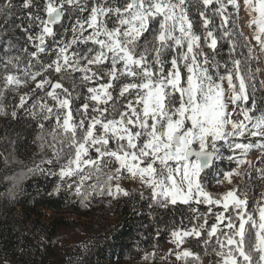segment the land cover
Wrapping results in <instances>:
<instances>
[{
	"label": "snow or ice",
	"instance_id": "6c2138e0",
	"mask_svg": "<svg viewBox=\"0 0 264 264\" xmlns=\"http://www.w3.org/2000/svg\"><path fill=\"white\" fill-rule=\"evenodd\" d=\"M21 6L33 9L19 17L26 25L11 21L13 0H0V17L25 36L19 48L10 39L5 54H17L0 61V115L25 112L52 156L5 176L8 198L36 174L57 178L50 196L65 190L84 207L96 197L111 198L109 205L129 197L122 184L137 182L149 192V208L183 206L168 229L177 261L264 264V194L249 195L253 172L264 183V167L250 158L258 151L264 164V0ZM9 93L18 95L10 113ZM225 160L235 167L222 170ZM225 183L232 187L223 193L209 190ZM188 238L202 242V253L183 247Z\"/></svg>",
	"mask_w": 264,
	"mask_h": 264
},
{
	"label": "trees",
	"instance_id": "16d2710c",
	"mask_svg": "<svg viewBox=\"0 0 264 264\" xmlns=\"http://www.w3.org/2000/svg\"><path fill=\"white\" fill-rule=\"evenodd\" d=\"M22 2L13 0L16 7L11 21L17 25H26V19L21 21L19 17H26L33 10H24ZM9 31L12 36L6 35ZM10 39L19 40L16 44L19 48L25 36L12 22L5 23L4 17H0V61L17 54L15 49L5 54ZM26 46L29 51L34 50L31 45ZM27 90L22 88L21 93ZM3 103L10 113L14 103H18V95L14 100L13 94H6ZM39 134L36 122L21 110L16 119L0 115V153L3 154L0 155V264H170L171 255L167 256L166 251L170 240L168 229L174 218L179 224L183 206L149 208L148 190L124 187L131 196L112 200L110 205L111 198L96 197L89 207H84L65 190L50 196L57 178L36 174L24 181L23 191L15 200L8 198L6 191L10 183L5 176L26 171L52 156L47 147L41 149ZM4 156L10 160L14 156L15 162L6 167ZM251 185L252 194L255 185ZM140 191L144 192V199H140ZM213 222L214 218H210L209 225ZM184 224L190 226L187 220ZM184 247L203 251L202 242L196 238H188ZM152 252L156 253L155 259H144L146 253Z\"/></svg>",
	"mask_w": 264,
	"mask_h": 264
},
{
	"label": "rangeland",
	"instance_id": "374dc122",
	"mask_svg": "<svg viewBox=\"0 0 264 264\" xmlns=\"http://www.w3.org/2000/svg\"><path fill=\"white\" fill-rule=\"evenodd\" d=\"M244 31H245V34L248 33V29L245 27L244 28ZM262 79H264V76L261 77ZM228 153H226L227 155ZM260 155V153L258 151H253L252 153H250V158L254 161V163L256 164V167H264V164H261L260 161L257 159V157ZM232 167H235L234 164L230 165L228 163V161H223L222 163H220V168L222 170H230V168ZM211 179V177H210ZM214 183V181H213ZM240 181H239V178H236L234 177L233 178V185H236V184H239ZM251 183H254V191L251 193H249L250 197H254L256 200H259L261 198V195L264 194V183L260 182L258 179H257V174L255 172H253V175H252V180H251ZM123 187H129V188H135V187H138L142 190H147V189H143L139 186V184L137 182H132V181H125L123 184H122ZM232 187V185H227L225 183L224 186H221V187H209V190L210 191H213V192H219V193H223L225 192L226 190H228V188ZM255 208V202L254 200H251L250 199V208L249 210L252 211L254 210ZM184 247V246H183ZM172 250L173 252L176 250L175 249V245L172 244L170 242V240L168 241L167 245H166V251H167V256H168V253L169 251ZM206 264H207V261L205 260ZM170 264H182L181 261H177L175 259V256L174 255H171L170 257Z\"/></svg>",
	"mask_w": 264,
	"mask_h": 264
}]
</instances>
